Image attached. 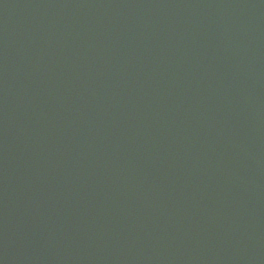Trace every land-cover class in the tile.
<instances>
[{"label":"water","instance_id":"obj_1","mask_svg":"<svg viewBox=\"0 0 264 264\" xmlns=\"http://www.w3.org/2000/svg\"><path fill=\"white\" fill-rule=\"evenodd\" d=\"M0 264H264V0H0Z\"/></svg>","mask_w":264,"mask_h":264}]
</instances>
